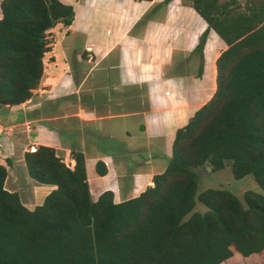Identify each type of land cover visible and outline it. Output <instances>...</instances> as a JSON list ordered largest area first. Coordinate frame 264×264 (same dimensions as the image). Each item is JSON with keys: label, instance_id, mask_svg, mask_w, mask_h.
Returning <instances> with one entry per match:
<instances>
[{"label": "trees", "instance_id": "obj_1", "mask_svg": "<svg viewBox=\"0 0 264 264\" xmlns=\"http://www.w3.org/2000/svg\"><path fill=\"white\" fill-rule=\"evenodd\" d=\"M190 1L207 24L195 50L209 29L226 48L212 96L177 128L164 170L137 196L116 202L105 190L92 199L81 151L72 150L71 168L50 146L27 147L29 177L55 187L29 209L3 187L0 164V264H219L233 251L264 249V0L240 10ZM0 11V106L16 105L40 82L48 30L70 25L74 10L59 0H1ZM204 165L251 175L260 191H244L243 201L225 188L198 192ZM95 168L106 173L100 160ZM196 202L206 209L192 211Z\"/></svg>", "mask_w": 264, "mask_h": 264}, {"label": "crops", "instance_id": "obj_2", "mask_svg": "<svg viewBox=\"0 0 264 264\" xmlns=\"http://www.w3.org/2000/svg\"><path fill=\"white\" fill-rule=\"evenodd\" d=\"M59 1L73 6L74 18L48 30L40 82L20 104L31 128L0 136L10 160L0 156L3 187L29 209L55 187L29 177L23 154L31 145L52 147L71 168L72 150L81 151L92 199L111 190L119 202L153 185L177 128L212 96L215 60L226 48L209 29L195 50L207 24L182 0Z\"/></svg>", "mask_w": 264, "mask_h": 264}, {"label": "rangeland", "instance_id": "obj_3", "mask_svg": "<svg viewBox=\"0 0 264 264\" xmlns=\"http://www.w3.org/2000/svg\"><path fill=\"white\" fill-rule=\"evenodd\" d=\"M218 1L219 3L227 1L230 3V7L232 9L240 10L250 0H218ZM253 1L257 2V0H253ZM182 2L191 3L190 0H182ZM50 34L51 33H47V38L51 41ZM46 58L47 57H45V61H47ZM31 92H32L31 93L32 96L33 90ZM22 110L23 109L20 107V104L0 106V120H2L7 124L15 125L13 134L19 128H21L20 134H24V132H27L25 130V123L27 122L30 125V122L25 120L26 116L22 113L23 112ZM5 152L3 151L2 153H0V156L2 158H7L8 155L7 152L6 153ZM13 161L15 167L17 169H20V165H21L20 158L15 155L13 156ZM208 187L228 189L231 192H233L235 195H237L242 201H243L244 191L246 190L260 191L258 185L256 184V182L254 181L251 175H245L242 178L235 179L231 174L229 165H226L221 171H215V172L211 171L209 166L207 165L201 167V169L199 170V177H198V192ZM136 189L138 190V188ZM205 209L206 208L204 207V205H202L199 202H196L192 211L203 212ZM221 264H264V249L259 253H254L248 256H243L238 252L233 251L232 256L228 258L226 261L222 262Z\"/></svg>", "mask_w": 264, "mask_h": 264}, {"label": "built area", "instance_id": "obj_4", "mask_svg": "<svg viewBox=\"0 0 264 264\" xmlns=\"http://www.w3.org/2000/svg\"><path fill=\"white\" fill-rule=\"evenodd\" d=\"M15 125L4 123L2 120H0V136L3 135H11L14 132ZM25 130L28 132L30 130L29 123H25ZM69 167L70 164L66 163Z\"/></svg>", "mask_w": 264, "mask_h": 264}]
</instances>
